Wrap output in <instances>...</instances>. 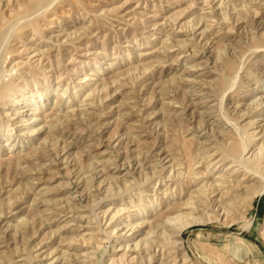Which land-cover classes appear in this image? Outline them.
<instances>
[{
    "label": "rangeland",
    "instance_id": "obj_1",
    "mask_svg": "<svg viewBox=\"0 0 264 264\" xmlns=\"http://www.w3.org/2000/svg\"><path fill=\"white\" fill-rule=\"evenodd\" d=\"M39 3L0 0V264H264V0Z\"/></svg>",
    "mask_w": 264,
    "mask_h": 264
},
{
    "label": "bare ground",
    "instance_id": "obj_2",
    "mask_svg": "<svg viewBox=\"0 0 264 264\" xmlns=\"http://www.w3.org/2000/svg\"><path fill=\"white\" fill-rule=\"evenodd\" d=\"M49 1V0H48ZM6 3V2H5ZM52 3V2H51ZM4 4V3H3ZM40 3H39V0H37V4L36 5H39ZM47 4H48V2H47ZM54 4V3H53ZM14 5V4H13ZM5 6V5H4ZM11 6V5H10ZM15 6H17V5H15ZM42 6H43V4H42ZM50 6V5H49ZM228 6V5H227ZM41 8V7H40ZM46 10H47V6H46V8H45ZM19 10V9H18ZM21 10V9H20ZM26 10V9H25ZM40 10V9H39ZM41 11H43V10H41ZM45 11V10H44ZM7 13H8V11H7ZM6 13V14H7ZM15 13H17V12H15ZM11 14V13H10ZM24 14V13H23ZM39 14V13H38ZM44 14V13H43ZM6 16V15H5ZM44 16V15H43ZM7 17V16H6ZM24 17V16H23ZM22 17V18H23ZM32 17V16H31ZM28 18V17H27ZM26 18V19H27ZM30 18V17H29ZM33 18V17H32ZM35 18V17H34ZM25 19V20H26ZM20 20H21V22H22V19L20 18ZM29 20H32V19H29ZM8 22V21H7ZM18 22V21H17ZM16 22V23H17ZM31 22V21H30ZM9 24V23H8ZM12 24V22L9 24V26ZM25 24V23H24ZM15 25V24H14ZM17 25V24H16ZM31 26V25H30ZM14 28H15V26H14ZM9 29H12L11 27L9 28ZM31 29V28H30ZM8 30V29H7ZM15 30V29H14ZM12 31H13V29H12ZM12 31H11V34H12ZM9 32H10V30H9ZM8 33V32H7ZM1 36V35H0ZM6 36V35H5ZM11 36V35H10ZM66 37V36H65ZM9 39L10 38H8V41H9ZM1 42V41H0ZM3 42V41H2ZM1 42V43H2ZM6 42V41H5ZM3 44V43H2ZM5 46V45H4ZM1 47V46H0ZM2 50V49H1ZM3 53V52H2ZM5 53V52H4ZM0 54H1V52H0ZM3 62V61H2ZM89 81V80H88ZM90 83V82H89ZM90 85V84H89ZM5 86V85H4ZM79 88V87H78ZM77 88V89H78ZM79 90V89H78ZM12 92V91H11ZM50 94V93H49ZM66 94V92H64V93H61V97L59 98L60 100L64 97V95ZM26 96V95H25ZM25 96L23 95L22 96V99H14V100H12V103H13V105H20L23 101H24V98H25ZM66 96V95H65ZM14 98V97H13ZM44 98H45V95L43 94V95H39V102H37V103H39V104H37V103H35V105L37 104V105H40V104H43V102L45 101L44 100ZM57 98V99H58ZM62 101V100H61ZM58 102H60V101H58ZM56 106V105H55ZM57 107V106H56ZM36 108V107H35ZM35 110V109H34ZM34 113V112H33ZM31 120H32V118H31ZM30 120V121H31ZM233 126V125H232ZM14 127V126H13ZM263 131V130H262ZM238 133V132H237ZM240 134V133H239ZM241 137V136H240ZM241 141V140H240ZM242 142V141H241ZM246 143V142H245ZM244 143V144H245ZM241 144V143H240ZM243 144V145H244ZM242 145V144H241ZM246 146V145H245ZM247 147V146H246ZM245 147V148H246ZM240 148H241V153H243L242 152V149H244V148H242V146H240ZM235 152V151H234ZM208 158V157H207ZM207 158H205L206 160H207ZM242 159V158H241ZM239 160H240V158H239ZM223 161V160H222ZM238 161V160H237ZM241 161V160H240ZM241 163V162H240ZM258 164H259V162H258ZM238 165V164H237ZM243 165V164H242ZM240 167H241V165H240ZM253 168V167H252ZM89 173H91V172H89ZM80 175V174H79ZM90 176V175H89ZM177 177V176H176ZM92 178V177H91ZM89 179V178H88ZM228 179V178H227ZM91 181H92V179H90ZM91 181H88L87 180V183H91ZM229 181V180H228ZM230 182V181H229ZM222 183V182H221ZM227 183V182H226ZM219 184V183H218ZM230 184V183H229ZM207 185V184H206ZM205 185V186H206ZM217 185V184H216ZM216 185H212V186H210L209 187V191L211 192V193H215V192H217L218 191V187H216ZM208 186V185H207ZM218 186V185H217ZM203 187V186H202ZM215 187V188H214ZM214 188V189H213ZM86 189H87V187H86ZM86 189H84V190H86ZM220 190V189H219ZM200 191H201V189H200ZM198 192V191H197ZM209 193V192H208ZM208 193H206L205 194V192H201V193H199L198 192V198L197 199H194V200H196V202L195 203H199V205L201 204L200 202H202V201H200V200H202V199H204V202H206V203H204V206H205V209L206 208H208V207H210V203L212 202V201H210V199L208 198V196L209 195H207ZM218 193H220V192H218ZM196 195H197V193H196ZM192 196V195H191ZM192 200H193V197L191 198ZM191 200V201H192ZM191 201H189L188 202V204H186L188 207H189V205L190 204H192L193 205V203L191 202ZM214 201V200H213ZM186 205H185V207H186ZM214 205V204H213ZM212 205V206H213ZM191 206V205H190ZM197 206V205H196ZM201 206V205H200ZM211 206V207H212ZM217 207V206H216ZM187 208V207H186ZM204 208V207H203ZM215 208V207H214ZM213 208V209H214ZM195 209L196 208H189V211L187 212V213H180V214H178L176 217H174V218H168V222H172L173 220H178L177 221V224H175V223H171V224H173V228L171 227V229H172V232L173 233H175V234H178L179 232H181L184 228H186V227H189V226H191V225H194L195 223H197V222H199V221H201V219L203 218L202 216H200V215H202V213L200 214L199 213V215L198 216H196V215H194V213H196L195 212ZM212 208H210V210H211ZM197 210V209H196ZM201 210V209H200ZM208 210V209H207ZM212 211H214V210H212ZM223 211V210H222ZM119 212V211H118ZM210 212V211H209ZM216 212V211H215ZM220 212H221V210H220ZM117 213V212H116ZM178 213V212H177ZM204 214V213H203ZM216 214V213H215ZM217 214H219V213H217ZM221 214V213H220ZM205 215V214H204ZM196 216V217H195ZM217 216H219V215H217ZM209 217V216H208ZM213 217V216H212ZM221 217V216H220ZM207 218V217H206ZM205 218V219H206ZM215 218H217V217H215ZM219 218V217H218ZM223 218V217H222ZM167 219V218H166ZM204 219V218H203ZM208 220V219H207ZM209 220H211V218L209 219ZM208 222V221H207ZM165 226V225H164ZM168 226H170V225H168ZM168 226H165V228L166 227H168ZM162 228V227H161ZM132 229H134V228H132ZM170 229V228H169ZM168 229V230H169ZM167 230V229H166ZM170 231V230H169ZM164 233V232H163ZM162 233V234H163ZM110 234V233H109ZM161 234V237L163 236ZM170 234H172V233H170ZM171 236V235H170ZM175 237V236H174ZM176 237H178V235L176 236ZM146 240V242H147V239H145ZM145 240L143 241L144 243H145ZM177 240V239H176ZM141 243L142 245L141 246H143V244L144 243ZM171 243H173V242H171ZM147 244V243H146ZM173 244H175V243H173ZM137 245H139V244H137ZM136 245V247L135 248H137L138 246ZM144 247V246H143ZM146 247V246H145ZM175 247V246H174ZM178 250H179V248H177ZM177 251V250H176ZM179 252V251H178ZM176 258H177V256H176ZM186 260V259H185Z\"/></svg>",
    "mask_w": 264,
    "mask_h": 264
}]
</instances>
